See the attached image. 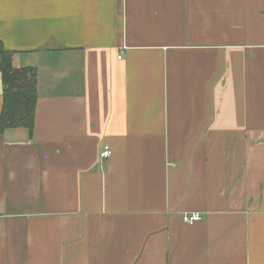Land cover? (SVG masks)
Returning a JSON list of instances; mask_svg holds the SVG:
<instances>
[{"label": "crops", "instance_id": "crops-1", "mask_svg": "<svg viewBox=\"0 0 264 264\" xmlns=\"http://www.w3.org/2000/svg\"><path fill=\"white\" fill-rule=\"evenodd\" d=\"M0 43V264H264V0H0Z\"/></svg>", "mask_w": 264, "mask_h": 264}, {"label": "trees", "instance_id": "trees-1", "mask_svg": "<svg viewBox=\"0 0 264 264\" xmlns=\"http://www.w3.org/2000/svg\"><path fill=\"white\" fill-rule=\"evenodd\" d=\"M0 71L3 82V106L0 133L8 128L24 127L31 135L38 100L37 71L34 67H16L13 52L0 43Z\"/></svg>", "mask_w": 264, "mask_h": 264}, {"label": "built area", "instance_id": "built-area-1", "mask_svg": "<svg viewBox=\"0 0 264 264\" xmlns=\"http://www.w3.org/2000/svg\"><path fill=\"white\" fill-rule=\"evenodd\" d=\"M118 58H122V53L119 54ZM111 149H110V146L109 145H105L104 147V150L102 151L101 153V156L105 159L109 158L111 156ZM203 218V216L200 214V213H186L184 215V220L187 222V223H194L198 220H201Z\"/></svg>", "mask_w": 264, "mask_h": 264}]
</instances>
